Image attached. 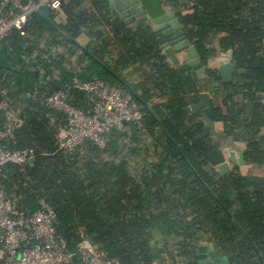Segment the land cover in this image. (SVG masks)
Masks as SVG:
<instances>
[{"label":"trees","instance_id":"obj_1","mask_svg":"<svg viewBox=\"0 0 264 264\" xmlns=\"http://www.w3.org/2000/svg\"><path fill=\"white\" fill-rule=\"evenodd\" d=\"M166 1L179 9L182 35L202 57L208 33L226 32L221 43L233 50L236 68L245 71L240 80H264V0H188L195 3L193 10L178 0ZM62 11L61 23L50 17L54 25L33 11L0 41V83L20 106L22 121L4 143L36 152L32 166L2 168V188L16 209L33 213L50 202L60 216L56 230L69 250L76 249L82 229L112 264H158L164 252L170 262L194 264L204 240L213 241L228 264H260L256 250L263 260L264 179L221 176L214 169L223 161L220 146L185 111L189 96L198 93L196 76L169 65L159 49L160 34L148 25L126 27L108 45L92 41L96 28L109 25L104 2L62 0ZM84 30L91 38L83 45L87 53L75 44ZM260 52L262 62L255 67ZM205 71L208 80L221 83L215 71ZM135 74L138 80L132 79ZM74 76L100 79L130 93L144 112L142 127L128 124L121 135L111 131L105 149L86 141L72 152L59 150L56 136L63 123L51 122L50 115H60L23 94L38 86L39 77L45 80L40 92L51 93L71 85ZM68 101L87 108L85 95L75 88ZM229 103L235 106L231 96L224 101ZM236 112L215 109L214 118L240 127L232 118ZM259 141L249 139L245 160L263 162Z\"/></svg>","mask_w":264,"mask_h":264},{"label":"built area","instance_id":"obj_2","mask_svg":"<svg viewBox=\"0 0 264 264\" xmlns=\"http://www.w3.org/2000/svg\"><path fill=\"white\" fill-rule=\"evenodd\" d=\"M38 2L48 9L55 22L61 23L65 18L62 0ZM35 9L33 0H0V41L13 29H20ZM91 25L89 22L88 26ZM37 84L23 97L37 100L40 107L60 115V119L50 115L51 122L63 123L56 136L59 150L69 153L86 141L105 149L113 128L123 133L128 130V124L138 129L142 127L144 112L130 93L106 81H83L74 76L71 85L51 93L40 92L45 80ZM71 88L85 95L86 109L68 101ZM20 109L13 104L9 90L0 83V114L4 117L0 125V264H74V255L81 264H112L113 260L106 258L82 229L76 249L70 251L66 240L56 230V214L48 206L42 204L35 212L24 213L6 196L1 185L2 168L7 164L32 166L36 157L32 148L12 150L4 143L14 138L22 124L18 116Z\"/></svg>","mask_w":264,"mask_h":264},{"label":"crops","instance_id":"obj_3","mask_svg":"<svg viewBox=\"0 0 264 264\" xmlns=\"http://www.w3.org/2000/svg\"><path fill=\"white\" fill-rule=\"evenodd\" d=\"M178 1L180 2L181 0ZM163 4L165 5L166 9H169L174 13H176L179 10V9L175 10L174 8L169 6L166 0H163ZM186 5H187L186 9H191V10H193L196 7L195 3L192 2H188ZM87 7H89L90 12L97 14L95 9L90 4V2H88ZM227 35L228 33L226 32L212 31L208 33V35L205 37L203 41V52H202L204 58L202 57V55H200V53H198L205 62L204 73L202 75L197 76L190 67L186 66L185 62H183L182 60L183 53L176 54L177 59L179 60L178 64L173 63L167 57L166 60L169 63V65L172 67L188 68L190 72L193 75H195L197 78L196 88L198 90V93L195 95L191 94L189 96L190 102L188 106L198 103L199 102L198 94L205 92L210 95V98L212 100L213 113L215 109H219L222 114H228L230 112V109H235L237 111L235 115L232 114V118L237 122H241L240 127L232 126L230 122L226 124L216 119L210 125V123L206 121V119L200 113L196 111L186 112L189 118L192 119V121L200 124L202 130L204 126L209 125L210 127L209 133L205 135H209L210 139L214 142H217L220 146L222 152V159H223L221 163H226V165L228 166V171L227 173L222 174L220 171L217 170V168L214 169L221 176L227 174H234V175L238 174L241 175L242 177H257L264 179V169L262 167L261 168L258 167V165L252 161L245 160L244 157L245 151L248 148V142L250 138H255L258 140L260 139L259 148L261 149L260 150L261 152H264V80H262V82H260L259 84L254 83L252 80H240L242 74L239 72L234 74V78L231 83L224 84L222 82L218 74L219 66L223 62L234 63L232 60L233 50L230 48L224 49L221 43V39L223 37H226ZM90 40L91 38L88 36V33L85 30L77 38V41L81 45H85ZM92 41L101 42L100 39H97L96 37L93 38ZM258 55L261 56V61H260L261 64L263 54L260 52L256 55V57ZM205 70L215 71L219 76L221 83L216 84L208 80ZM134 78L138 80L140 78L139 74L132 75V79ZM41 79L43 80L42 77H39L38 81H40ZM241 84L243 87H240ZM237 87L241 89H238ZM244 93H250V97L252 98H245ZM257 94L263 96L257 97ZM228 96H231L235 106L232 107L233 104L231 103H229L231 104L230 107L224 104V101ZM261 136L263 137V139ZM150 150L153 151L154 149L150 148ZM261 164H264V160L263 162H261ZM262 217L264 218V214H262ZM201 245H210L211 247L210 251L218 250L215 247L213 241L204 240L200 242L196 248L194 264L222 263L221 261L214 262L213 257L209 255L210 253L209 251L200 254L197 250L198 247ZM220 256H226V255L220 252ZM263 263H264V257H263ZM158 264H181V263L170 262L169 259L166 258V252H164V254L162 253L160 262Z\"/></svg>","mask_w":264,"mask_h":264},{"label":"water","instance_id":"obj_4","mask_svg":"<svg viewBox=\"0 0 264 264\" xmlns=\"http://www.w3.org/2000/svg\"><path fill=\"white\" fill-rule=\"evenodd\" d=\"M97 1L104 2L109 12V25L104 27H98L93 32L94 36L97 39H100L101 42L108 45L110 40L112 39L113 34L118 31H122L126 27H133L136 29L143 25H148L150 26L152 31L160 34L161 44L159 46V49L165 57L169 58L173 63L178 64L179 60L177 59L176 54L183 53L182 60L183 62H185L186 66L190 67L197 76L202 75L204 73V60L198 54V51L196 50L195 46L191 45L190 42L185 39V37L182 35V28L176 14L173 11L165 8L163 0ZM33 3L36 5L35 11L38 16L50 23L51 25H54L51 21L48 9L44 5L39 4L38 0H33ZM187 3L188 0L180 1L181 5ZM75 44L82 51L87 53L83 45H81L78 41H75ZM260 61L261 56L258 55L255 61L256 67H260ZM239 72L241 74L244 73L242 69L236 68L235 64L232 62H223L218 68V74L224 84L231 83L234 78V74ZM120 83L123 87H127L122 81H120ZM262 96L263 95L257 94V97ZM198 98L199 102L186 107L185 111H196L200 113L211 125V123L214 122L215 118L210 95L208 93L203 92L198 94ZM147 109L149 110L150 108ZM209 130V125L203 127L204 134H208ZM112 131L119 135L122 134V132L116 128H113ZM258 167H262L264 169V164H258ZM216 168L222 174H225L228 171V166L226 165V163H220L216 166ZM91 183L92 182H88L87 185H90ZM47 203L48 207L51 208L50 202ZM56 216L58 218L60 217L57 213ZM210 249V245H201L198 247L197 251L200 254L209 251V255L213 257L214 262L221 261L222 263L217 264H228L226 256H220V252L218 250L210 251ZM254 249L256 250L255 247ZM256 253L258 256L259 263L263 264V260L257 250ZM73 262L75 264L79 263V259L76 255L73 256Z\"/></svg>","mask_w":264,"mask_h":264},{"label":"flooded vegetation","instance_id":"obj_5","mask_svg":"<svg viewBox=\"0 0 264 264\" xmlns=\"http://www.w3.org/2000/svg\"><path fill=\"white\" fill-rule=\"evenodd\" d=\"M240 94V93H239ZM248 149V148H247ZM247 151V150H246ZM246 151H245V153H246ZM261 164V163H260ZM258 165V164H257Z\"/></svg>","mask_w":264,"mask_h":264}]
</instances>
